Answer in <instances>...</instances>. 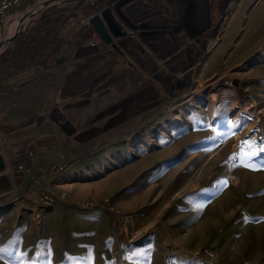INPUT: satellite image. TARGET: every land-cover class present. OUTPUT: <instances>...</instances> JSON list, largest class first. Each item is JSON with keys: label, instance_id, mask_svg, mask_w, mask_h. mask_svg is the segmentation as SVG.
<instances>
[{"label": "rangeland", "instance_id": "374dc122", "mask_svg": "<svg viewBox=\"0 0 264 264\" xmlns=\"http://www.w3.org/2000/svg\"><path fill=\"white\" fill-rule=\"evenodd\" d=\"M121 1L61 0L0 51L97 50L98 90L132 117L2 201L0 264H264V0H134L125 20ZM34 4L0 20L3 42ZM105 10L116 48L90 24Z\"/></svg>", "mask_w": 264, "mask_h": 264}, {"label": "crops", "instance_id": "0c3cea01", "mask_svg": "<svg viewBox=\"0 0 264 264\" xmlns=\"http://www.w3.org/2000/svg\"><path fill=\"white\" fill-rule=\"evenodd\" d=\"M133 12L125 11L128 17ZM63 47L43 58L46 46L38 44L18 63L10 64L6 57L0 61V84L5 87L0 92V155L6 163L0 173V205L35 186V170L64 163L79 149L100 145L118 123L124 124L121 131L128 129L125 121L131 123L125 111L130 97L97 88H108L97 81L102 75L110 80L108 58L94 49ZM36 66H44L45 73L34 76ZM19 164L26 171H19Z\"/></svg>", "mask_w": 264, "mask_h": 264}, {"label": "water", "instance_id": "95a60500", "mask_svg": "<svg viewBox=\"0 0 264 264\" xmlns=\"http://www.w3.org/2000/svg\"><path fill=\"white\" fill-rule=\"evenodd\" d=\"M61 0H45L42 2H36L34 5H32L28 11L26 16L21 18L16 26V32L13 35V37L8 42V47L6 49H9L10 46L13 44V42L18 38V36L21 33V26L25 23V21L31 17H33L36 13L40 12L41 10H44L52 4L57 3ZM134 0H122L121 2L117 3L115 6V9L117 13L125 20V16L122 12V8L132 2ZM90 24L94 27L97 34L100 36V38L107 44L112 45L114 48H116L115 45V38H120L124 36V33H122L121 28L119 25L115 22V18L112 15V12L110 10H105L102 13L101 16H95L90 19ZM4 53V52H3ZM3 53H0V57L3 55ZM64 62V59L59 60L57 63L61 64ZM67 124L63 126V129ZM69 135L72 133L68 132ZM6 169V163L2 155H0V173L3 172Z\"/></svg>", "mask_w": 264, "mask_h": 264}, {"label": "built area", "instance_id": "2783aa9c", "mask_svg": "<svg viewBox=\"0 0 264 264\" xmlns=\"http://www.w3.org/2000/svg\"><path fill=\"white\" fill-rule=\"evenodd\" d=\"M26 0H0V20H3L4 18L9 17L10 13L16 9H20L24 6ZM34 0H32L33 2ZM43 0H36V2H42ZM44 66H36L33 68L35 71V75H41L44 72ZM4 88L2 85H0V91H2ZM19 171H26V168L24 165L19 164L18 165ZM49 199V197H46ZM53 198H50V201L53 202Z\"/></svg>", "mask_w": 264, "mask_h": 264}, {"label": "bare ground", "instance_id": "6f19581e", "mask_svg": "<svg viewBox=\"0 0 264 264\" xmlns=\"http://www.w3.org/2000/svg\"><path fill=\"white\" fill-rule=\"evenodd\" d=\"M124 13H125V10H124ZM126 14V13H125ZM23 16V14H20V15H17V16H15V22H14V24L11 26V28H10V30H9V36L5 39V41L3 42L2 40H1V38H0V51L4 48V46H5V44L6 43H8L9 41H10V39L13 37V35L15 34V32H16V24L18 23V20L21 18ZM126 16H127V14H126ZM14 18V17H13ZM144 30L145 29H147V28H143ZM8 31V30H7ZM13 31V32H12ZM1 37V36H0ZM4 40V39H3Z\"/></svg>", "mask_w": 264, "mask_h": 264}, {"label": "snow or ice", "instance_id": "6c2138e0", "mask_svg": "<svg viewBox=\"0 0 264 264\" xmlns=\"http://www.w3.org/2000/svg\"><path fill=\"white\" fill-rule=\"evenodd\" d=\"M246 144H247V146L249 147V149H251V148L254 147L253 145H251L250 142H246ZM252 154H254V153L249 152V153H246L245 155H246V156H250V155H252ZM246 166H247V165H246ZM223 183L226 184L227 182L225 181V182H223Z\"/></svg>", "mask_w": 264, "mask_h": 264}, {"label": "trees", "instance_id": "16d2710c", "mask_svg": "<svg viewBox=\"0 0 264 264\" xmlns=\"http://www.w3.org/2000/svg\"><path fill=\"white\" fill-rule=\"evenodd\" d=\"M34 1H36V0H34ZM34 1H33V2H34Z\"/></svg>", "mask_w": 264, "mask_h": 264}]
</instances>
